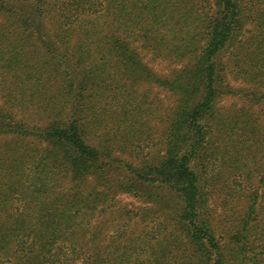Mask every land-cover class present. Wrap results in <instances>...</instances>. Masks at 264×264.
Instances as JSON below:
<instances>
[{
  "label": "trees",
  "instance_id": "obj_1",
  "mask_svg": "<svg viewBox=\"0 0 264 264\" xmlns=\"http://www.w3.org/2000/svg\"><path fill=\"white\" fill-rule=\"evenodd\" d=\"M260 257L264 0H0V264Z\"/></svg>",
  "mask_w": 264,
  "mask_h": 264
},
{
  "label": "rangeland",
  "instance_id": "obj_2",
  "mask_svg": "<svg viewBox=\"0 0 264 264\" xmlns=\"http://www.w3.org/2000/svg\"><path fill=\"white\" fill-rule=\"evenodd\" d=\"M146 61L150 64V66L157 72V74L162 75V76H168L171 72H172V67L166 63H157V62H150V58L148 57L146 59ZM161 99L164 100V107H168L169 104L171 103V100L166 97V96H161ZM224 104H228L227 102H223ZM244 202V201H243ZM242 200H240V205H243ZM121 203L124 204L125 206H127L128 208H133V207H141L144 204L140 203L139 200L133 198V197H128V196H124L121 199ZM216 204H219V201L217 200L215 203H213V206H215ZM239 204V202H238ZM146 206V205H144ZM143 206V207H144ZM161 211V210H159ZM260 259H262V264H264V257H260Z\"/></svg>",
  "mask_w": 264,
  "mask_h": 264
}]
</instances>
